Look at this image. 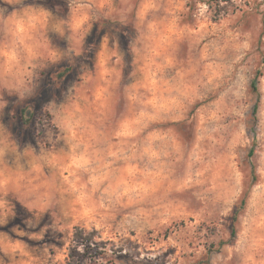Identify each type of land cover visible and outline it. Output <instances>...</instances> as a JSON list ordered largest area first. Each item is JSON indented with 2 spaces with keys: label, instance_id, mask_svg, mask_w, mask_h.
I'll use <instances>...</instances> for the list:
<instances>
[{
  "label": "rangeland",
  "instance_id": "1",
  "mask_svg": "<svg viewBox=\"0 0 264 264\" xmlns=\"http://www.w3.org/2000/svg\"><path fill=\"white\" fill-rule=\"evenodd\" d=\"M97 23L130 59L102 42L61 80ZM17 208L50 230L0 232V264H264V0H0V220Z\"/></svg>",
  "mask_w": 264,
  "mask_h": 264
},
{
  "label": "snow or ice",
  "instance_id": "2",
  "mask_svg": "<svg viewBox=\"0 0 264 264\" xmlns=\"http://www.w3.org/2000/svg\"><path fill=\"white\" fill-rule=\"evenodd\" d=\"M59 2V0H58ZM86 8L93 10V15L97 20H102L105 12L109 6V0H83ZM99 23L92 28L90 32L86 33V37L83 40V49L77 53L74 48H68L67 44H61V47L65 49L63 52V64L61 66H70L71 71H76L82 62H90L88 65H94L96 60V54L100 50L102 42H107L109 46L118 43L120 45V51L122 55H125L130 59L128 53L130 34H126L114 25L107 24L102 30L97 31ZM59 26L55 31H59ZM128 82V81H126ZM16 219H10L7 222L0 220V232H7L9 235H15V229L13 225H19L27 229L28 232H40L41 229H45L47 217H35L33 216L30 224H24L22 221L23 212L20 208H17ZM50 229H45V233Z\"/></svg>",
  "mask_w": 264,
  "mask_h": 264
},
{
  "label": "trees",
  "instance_id": "3",
  "mask_svg": "<svg viewBox=\"0 0 264 264\" xmlns=\"http://www.w3.org/2000/svg\"><path fill=\"white\" fill-rule=\"evenodd\" d=\"M216 1H219V0H216ZM69 71H70V66L65 68L62 72H60L58 76L62 80V78ZM257 73H260V69L257 71ZM251 91L256 95V102H255V105H254L253 110H252V116H253L254 120L257 121V112H258L259 105L261 102V95H260V92H259V89L257 86V80L256 79H254L251 83ZM33 116H34V108L32 105L27 104V105H24L21 107L20 112H19V117H20V122L23 126H25V127L29 126L32 123ZM252 131L255 132V125H254ZM253 141L255 142V138L253 139ZM254 153H255V144L253 143V146L250 148V150L248 152L249 158H251L254 155ZM255 180H256V176H255V171L253 170V178L249 183L250 186L254 183ZM248 193H249V189L245 192V194L241 200L240 206L233 216V226H232V230H231L232 237H234L236 235L235 223L238 220V216H239L240 211H242L245 208L247 198H248ZM81 231L82 230L79 227L76 228V232H75V238L76 239L82 240L86 243L92 241L90 238L83 236V234H82L83 232H81Z\"/></svg>",
  "mask_w": 264,
  "mask_h": 264
}]
</instances>
